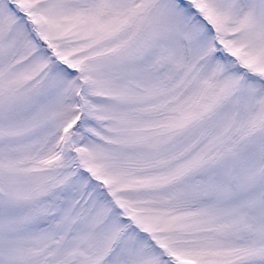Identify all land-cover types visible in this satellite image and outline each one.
Wrapping results in <instances>:
<instances>
[{
	"label": "snow or ice",
	"instance_id": "snow-or-ice-1",
	"mask_svg": "<svg viewBox=\"0 0 264 264\" xmlns=\"http://www.w3.org/2000/svg\"><path fill=\"white\" fill-rule=\"evenodd\" d=\"M0 264H264V0H0Z\"/></svg>",
	"mask_w": 264,
	"mask_h": 264
}]
</instances>
